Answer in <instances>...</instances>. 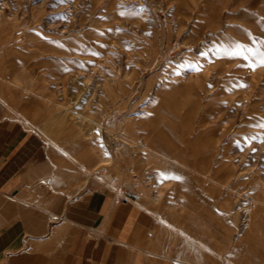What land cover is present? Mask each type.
<instances>
[{"label": "rangeland", "instance_id": "rangeland-1", "mask_svg": "<svg viewBox=\"0 0 264 264\" xmlns=\"http://www.w3.org/2000/svg\"><path fill=\"white\" fill-rule=\"evenodd\" d=\"M230 2L218 35L226 25L251 23L230 16L238 0ZM205 3L0 0V23L15 25V42L37 52L40 88L60 89L70 103L86 105L71 119L87 124L96 168L126 188L162 176L133 175L142 158L151 169L160 170L150 159L168 164L173 178L226 214V263L240 264L247 238L264 236V90L254 83L259 67H249L253 52L240 56L226 40L184 38L200 24L192 14ZM159 92L165 107L150 125ZM258 187L263 205L251 214L245 204Z\"/></svg>", "mask_w": 264, "mask_h": 264}, {"label": "crops", "instance_id": "crops-1", "mask_svg": "<svg viewBox=\"0 0 264 264\" xmlns=\"http://www.w3.org/2000/svg\"><path fill=\"white\" fill-rule=\"evenodd\" d=\"M206 1L192 14L200 24L184 38L226 40L240 56L264 59V0H238L229 15L251 23L226 25L220 35L215 32L226 24L232 2ZM15 32V25L0 23V264H227L226 214H216L213 200L197 198L187 181L155 159L150 163L160 170L142 158L132 174L162 176L138 186L106 178L96 168L98 152L88 151L87 124L71 119L86 105L38 86V54L16 43ZM254 83L264 90V66ZM161 92L150 125L165 107ZM247 239L240 264H264L263 234Z\"/></svg>", "mask_w": 264, "mask_h": 264}, {"label": "bare ground", "instance_id": "bare-ground-1", "mask_svg": "<svg viewBox=\"0 0 264 264\" xmlns=\"http://www.w3.org/2000/svg\"><path fill=\"white\" fill-rule=\"evenodd\" d=\"M88 120H91V117L88 118ZM261 194V187H258L254 192L251 193V196L248 197L249 200H247V203L245 206H247L250 209L251 214L255 212V210L263 205V199ZM240 206V205H239ZM244 206V205H242ZM240 211H238V214ZM259 214H257L258 216ZM254 217V216H252Z\"/></svg>", "mask_w": 264, "mask_h": 264}, {"label": "snow or ice", "instance_id": "snow-or-ice-1", "mask_svg": "<svg viewBox=\"0 0 264 264\" xmlns=\"http://www.w3.org/2000/svg\"><path fill=\"white\" fill-rule=\"evenodd\" d=\"M234 54L239 55L240 53H234ZM260 66H264V59H262L258 63L253 62V63L249 64V67H251L252 70H255L256 67H260ZM246 86L247 85H243V87H246Z\"/></svg>", "mask_w": 264, "mask_h": 264}]
</instances>
